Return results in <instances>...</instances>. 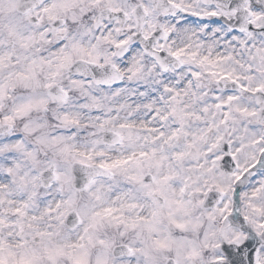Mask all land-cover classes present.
Here are the masks:
<instances>
[{
	"label": "snow or ice",
	"instance_id": "snow-or-ice-1",
	"mask_svg": "<svg viewBox=\"0 0 264 264\" xmlns=\"http://www.w3.org/2000/svg\"><path fill=\"white\" fill-rule=\"evenodd\" d=\"M0 264H264V0H0Z\"/></svg>",
	"mask_w": 264,
	"mask_h": 264
}]
</instances>
